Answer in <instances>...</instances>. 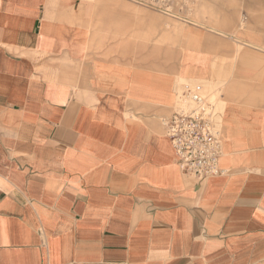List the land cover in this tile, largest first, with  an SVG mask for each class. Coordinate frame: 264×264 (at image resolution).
I'll return each instance as SVG.
<instances>
[{"label":"crops","instance_id":"crops-1","mask_svg":"<svg viewBox=\"0 0 264 264\" xmlns=\"http://www.w3.org/2000/svg\"><path fill=\"white\" fill-rule=\"evenodd\" d=\"M158 12L0 0V264H264V42L225 11L161 55ZM179 80L226 86L203 181L161 122Z\"/></svg>","mask_w":264,"mask_h":264},{"label":"rangeland","instance_id":"rangeland-1","mask_svg":"<svg viewBox=\"0 0 264 264\" xmlns=\"http://www.w3.org/2000/svg\"><path fill=\"white\" fill-rule=\"evenodd\" d=\"M132 3L152 4L159 9L158 18L147 16L144 13V21H159V47L161 55L163 48L171 42L170 48L174 49L175 57L187 45L184 43L186 36L190 34L193 27L205 28L218 27L220 15H225V11H231L237 17L241 30L251 29L256 32L257 38L264 42V0H129ZM115 3V2H114ZM253 33V32H251ZM239 41V43L237 41ZM233 48L235 54L247 47L243 40L235 35ZM255 47L264 50V44H257ZM235 58H238L235 56ZM238 61L235 59L234 63ZM184 84H189L195 89V84L200 85L199 92L209 100L217 102L220 109L227 100L226 86L223 83H210L205 80H179L177 84V97L173 109L184 106L186 101L182 99L181 93Z\"/></svg>","mask_w":264,"mask_h":264},{"label":"built area","instance_id":"built-area-1","mask_svg":"<svg viewBox=\"0 0 264 264\" xmlns=\"http://www.w3.org/2000/svg\"><path fill=\"white\" fill-rule=\"evenodd\" d=\"M194 87L184 85L181 96L186 104L176 106L161 122L182 172L203 181L220 172L223 108L201 94L199 85Z\"/></svg>","mask_w":264,"mask_h":264}]
</instances>
